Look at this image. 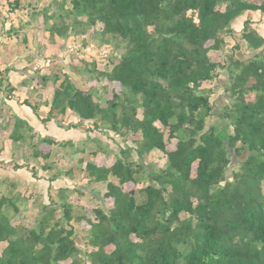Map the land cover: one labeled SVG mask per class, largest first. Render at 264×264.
<instances>
[{"label": "trees", "instance_id": "obj_1", "mask_svg": "<svg viewBox=\"0 0 264 264\" xmlns=\"http://www.w3.org/2000/svg\"><path fill=\"white\" fill-rule=\"evenodd\" d=\"M7 2L11 10L19 5ZM52 3L35 13L50 42L92 31L101 45L113 46L111 66L100 70L96 60L88 62V79L99 86L85 91L69 74L55 76L60 82L46 115L37 112L35 88L23 100L7 94L0 101L14 120L8 139L15 150L26 147L23 157L44 160L43 170L52 165L40 144L74 149L69 154L79 155L77 164L61 166L59 175L72 178L77 169L90 183L104 182L112 205L97 207L91 220L81 205L66 200L77 187L50 184L58 199L50 195L40 204L35 225L14 224L23 196L0 194V264H264V36L253 26L264 14V0H69V7L61 0L54 2L59 14ZM240 17L238 30L233 23ZM7 31L17 32L14 26ZM236 38L246 51L259 52L242 59L228 53L231 43L239 46ZM211 51L222 58L213 60ZM17 72L16 65L0 69V83L8 74L14 91ZM49 80L41 73L37 82ZM103 81L120 90L106 97ZM217 88L223 100L215 108ZM67 111L78 121H57ZM48 122L65 130L87 122L89 132H112L122 142L115 161L109 167L86 161V151H98L71 138L57 140L56 131L41 133L39 126ZM86 140L101 152L109 145L96 136ZM157 153L164 167L145 161ZM25 167L15 163L13 169ZM72 220L89 225L81 229L86 248L74 240Z\"/></svg>", "mask_w": 264, "mask_h": 264}, {"label": "rangeland", "instance_id": "obj_2", "mask_svg": "<svg viewBox=\"0 0 264 264\" xmlns=\"http://www.w3.org/2000/svg\"><path fill=\"white\" fill-rule=\"evenodd\" d=\"M19 5L16 9L11 10V6L8 4L7 0H0V69L3 70L4 66H17V73L12 74V81L18 86L14 91L9 89L6 80L0 83V100L2 101L6 98V95H11L13 97L23 100L28 96L31 88H35V96L41 104L37 108V112L40 115H46L48 112V103L50 102L53 94V90L60 81H55V76H58L60 80L63 78L64 74H69L71 80L75 87L82 90H89L92 86H99L95 80H89V73L84 70L85 65L92 61H97V66L100 70L105 68H110V55H113L114 48L111 45H101L98 39H95L91 32H86L83 36H69L65 39L57 38L55 43L50 42L49 33L45 30V23L40 16H36L35 13L42 10L44 6L50 4L51 9L56 11L57 3L61 0H18ZM57 3H54V2ZM260 0H255L259 2ZM69 0H66V7H69ZM61 13L58 8L56 14ZM234 25V24H233ZM9 26H14L17 32L9 34L7 29ZM236 29L239 27L234 25ZM253 26L264 34V14L261 15L260 21H255ZM238 33V30H236ZM236 34V33H235ZM238 37V35L236 34ZM239 46L232 47L229 45L225 48L228 53L233 52V54L242 59L246 55H255L259 52L251 51L244 48V43L242 40L237 39ZM210 57L213 60L219 61L222 56L219 52L211 51ZM46 73L50 80L47 85H41L38 80V76L41 73ZM1 74V73H0ZM5 72H3V75ZM82 76V77H81ZM226 72L222 71V80L225 78ZM9 79V77H8ZM22 80L28 81V85L25 88L20 84ZM107 91L105 96L110 97L113 91H119V85L115 82H106ZM222 90L217 88V91L212 96L215 108L221 106V101L223 100ZM33 97H29L31 104L35 102ZM0 101V160H4V166L0 165V194H7L10 191L14 193H20L23 198L18 202L20 206L19 212L13 217L12 222L14 224L18 222H25L26 224L36 223L37 214L39 211L40 204H48L49 196L52 195L54 199H58L53 189H50V184L55 187L57 186H69L70 188L77 187L78 189L70 191L66 194V200L68 202H73L75 204L81 205L85 211L88 218L94 219V210L97 207H102L103 209H108L112 205L111 198L105 197L106 192L105 183L97 182L90 183L88 177L82 170L74 169L72 173V178H64L59 175V171L69 167L71 164H77V157L79 155H70L74 149L64 147H54L47 145L45 143L40 144V148L45 152L50 153L48 162L52 165L51 170H43L42 164L45 162L41 158L38 161L30 158L23 157L22 153L26 150L23 147L19 150H15L10 140L8 139L9 129L11 124L14 122L13 118L9 116L8 109L3 107V102ZM104 104V103H103ZM22 108V107H21ZM25 114L29 116L31 114L30 107H23ZM35 118H33V122ZM64 125L68 122H77L78 117L72 115L70 111H67L65 115L59 116L58 120ZM88 123H80L78 128L65 130L60 129L53 122H48L46 125H40V132L43 134H53L56 136L57 140H68L71 138L77 145H82L84 143V148L95 149L98 152L92 155L89 151L84 153V159L86 161H96L99 165L109 167L115 161V151H119L118 146L122 145V142L118 137L112 132L106 131V135L102 132H89L86 130L88 128ZM87 136H93L103 139L108 142V146L104 147V152H101L98 145L93 141H88ZM115 138V139H113ZM37 141V138H34ZM85 141V142H84ZM79 142V143H78ZM111 149H110V148ZM175 147V141H172L168 145V149ZM111 150V152L109 151ZM29 152V151H27ZM136 158V154H132ZM146 162L156 164L158 168L164 167L165 157L162 154H151L145 157ZM15 163L26 164L27 167L13 169ZM31 166L35 170L36 174L31 172ZM62 166V167H61ZM62 169V170H63ZM58 175L59 179L50 183L48 177L52 175ZM127 189L133 187L132 184L128 183L125 185ZM81 192V193H80ZM58 215H61L62 209L57 206ZM66 224V221L63 220ZM68 225H72L75 233L73 235L74 240L81 247L86 248L84 239L82 241V228H89V225L85 222H75L74 220L67 222ZM84 230V229H83ZM4 247V244H0V251ZM113 246H107L106 251H111Z\"/></svg>", "mask_w": 264, "mask_h": 264}, {"label": "crops", "instance_id": "obj_3", "mask_svg": "<svg viewBox=\"0 0 264 264\" xmlns=\"http://www.w3.org/2000/svg\"><path fill=\"white\" fill-rule=\"evenodd\" d=\"M242 22H243V17H240V18H238L237 20H235L234 21V25H236V26H238L239 28H238V30L240 29V26L242 25ZM263 36H264V34L262 33V32H260ZM5 67V66H4ZM4 102H5V98H4V100H3ZM3 102V103H4ZM36 122V121H35Z\"/></svg>", "mask_w": 264, "mask_h": 264}]
</instances>
